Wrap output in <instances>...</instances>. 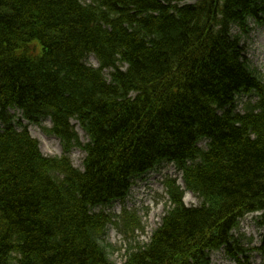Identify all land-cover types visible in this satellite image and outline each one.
<instances>
[{"label": "trees", "instance_id": "trees-1", "mask_svg": "<svg viewBox=\"0 0 264 264\" xmlns=\"http://www.w3.org/2000/svg\"><path fill=\"white\" fill-rule=\"evenodd\" d=\"M258 26L264 0H0V264H117L104 209L164 163L202 203L168 180L172 208L124 264L264 258L234 233L252 212L264 226V76L245 45ZM11 110L51 118L64 155L44 156Z\"/></svg>", "mask_w": 264, "mask_h": 264}, {"label": "rangeland", "instance_id": "rangeland-1", "mask_svg": "<svg viewBox=\"0 0 264 264\" xmlns=\"http://www.w3.org/2000/svg\"><path fill=\"white\" fill-rule=\"evenodd\" d=\"M245 45L247 47V57L250 59L252 67L257 68L262 76H264V27L256 28L250 35V38L245 41ZM89 63L94 66L98 64V62L92 57L89 59ZM15 113L16 118H21L20 112L16 111ZM25 124H27V122H25ZM73 124L76 126L80 141L83 144L88 143L89 137L79 126L78 122L74 120ZM43 125L49 128L52 123L47 119L44 121ZM29 131L40 142V147L45 155L61 156L63 154L62 146L58 138L47 136L42 128L36 125L30 124ZM201 145L205 146V142H202ZM85 156L86 153L80 147H75L70 153V158L74 166L78 169H83ZM154 171L160 172H150L143 178V180L138 181L132 188L125 203L118 201L112 207L105 209L106 213H110L114 217L113 223H109L107 226V233L104 237V241L115 247L112 259L119 264L125 260L124 256L129 244H135V242H148L153 230L157 228L160 223V218L163 216L166 210V205L168 204V196L163 181L164 176H162L163 172L167 173L166 175L169 174L173 177L181 176V173L178 172L173 165H166L161 169H156ZM166 178L167 176H165V179ZM184 201L186 205L190 207L200 205V199L190 192L186 193ZM124 210L134 213L143 226V229L137 230L133 234V242L130 240L132 239V236L128 237L130 235L127 236L124 234L121 227L116 224L121 222V215ZM96 211L100 212V209H97ZM258 215V213L249 214L241 221V229L239 233L245 234L248 239L252 240L251 243L245 241V247H256L263 244L264 227L262 228L257 224ZM239 233L237 232L236 235ZM253 253L251 263L264 264L261 254L258 252ZM211 259L213 264H236L230 261L222 252H213Z\"/></svg>", "mask_w": 264, "mask_h": 264}, {"label": "bare ground", "instance_id": "bare-ground-1", "mask_svg": "<svg viewBox=\"0 0 264 264\" xmlns=\"http://www.w3.org/2000/svg\"><path fill=\"white\" fill-rule=\"evenodd\" d=\"M163 176V175H162ZM162 179H163V177H162Z\"/></svg>", "mask_w": 264, "mask_h": 264}]
</instances>
